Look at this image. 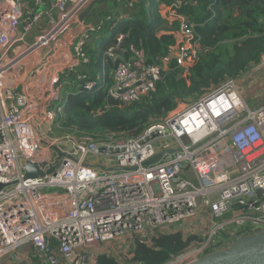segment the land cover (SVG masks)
Returning <instances> with one entry per match:
<instances>
[{
    "label": "built area",
    "instance_id": "2783aa9c",
    "mask_svg": "<svg viewBox=\"0 0 264 264\" xmlns=\"http://www.w3.org/2000/svg\"><path fill=\"white\" fill-rule=\"evenodd\" d=\"M93 1L0 0V263L91 264L90 250L123 262L119 255L135 241L175 232L202 238L210 222L208 240L166 263L189 264L206 254L217 230L234 225L213 223L234 206L244 211L232 218L246 219L237 226L249 227L239 236L264 232V101L249 107L236 80H225L134 138L95 142L54 135L66 88L84 81V91H96L85 47L98 27L87 24L88 17L80 20ZM125 1L134 7L135 0ZM187 4L177 0L161 8L178 24V44L155 62L133 45L121 49L123 35L107 49L103 62L114 65L107 92L113 101L137 102L172 64L186 68L196 58L194 24L176 12ZM167 150L178 151L143 165ZM26 163L45 175L25 178ZM51 166L54 172L46 174Z\"/></svg>",
    "mask_w": 264,
    "mask_h": 264
},
{
    "label": "trees",
    "instance_id": "16d2710c",
    "mask_svg": "<svg viewBox=\"0 0 264 264\" xmlns=\"http://www.w3.org/2000/svg\"><path fill=\"white\" fill-rule=\"evenodd\" d=\"M121 1L130 12L129 18L109 29L110 38L101 33L87 49L89 80L94 81L98 71L104 69L101 87L91 95L83 90L84 81L66 88L61 100L64 109L54 127L62 134L85 135L95 142H108L116 136L134 138L151 123L197 101L225 80H235L260 66V57L264 54V0H183L188 4L176 12L194 24L200 41L196 58L186 68L172 64L161 74L154 91L131 105H120L107 94L114 65L111 61L105 67L102 65L105 52L116 44L117 37L126 38L125 48L133 45L143 50L149 63L178 44L177 22L170 20L161 9V13L158 11V6L168 7L177 0H135L133 8L128 7V1ZM99 31L98 27L93 35ZM127 56L125 53L124 57ZM243 210L242 206H234L223 217L232 218L235 212ZM233 227L221 233L223 238ZM248 228L238 227L235 233L239 235ZM195 242H202V238L184 237L180 232L155 234L146 244L133 242L124 256L119 255L123 262L113 256L93 254L91 250L87 256L91 264H166ZM221 246V242L214 243L205 253Z\"/></svg>",
    "mask_w": 264,
    "mask_h": 264
},
{
    "label": "rangeland",
    "instance_id": "374dc122",
    "mask_svg": "<svg viewBox=\"0 0 264 264\" xmlns=\"http://www.w3.org/2000/svg\"><path fill=\"white\" fill-rule=\"evenodd\" d=\"M122 5H123V3L121 0H108L106 3L97 5L92 10L90 16L87 18V24H91V25H95V26L99 27L100 31L98 33H96L95 35H93L92 39L90 37L89 42L85 47V51H86V49L91 47L93 40L97 39L101 33L103 36L108 38L110 36L108 31L112 26H115L116 24H118L123 19L129 18L127 16L130 14V12L127 11L128 9H124V7ZM111 6H112V8H110ZM158 11L161 13V11L159 10V6H158ZM115 12H116V14H115ZM110 18L112 19V21H109ZM106 21H108V22L106 23ZM104 23H106L105 25L107 26L105 28H104V26H105ZM108 23H110V26ZM103 29H107V30L104 31ZM103 74H104V69H102V71H98V73H97V83L99 85L102 82ZM235 80L239 83V85H238V83H236L238 90L242 94L244 102L249 107L252 108V107H254V106H256V105H258L264 101V67L263 66L254 67V69L251 72H247L243 75L241 74L237 78H235ZM70 86H75V85L70 84ZM55 126L56 125L54 124L53 129ZM54 135L60 137V136H62V133L58 132L57 129H54ZM96 162L102 163V160H96ZM250 213L251 212H249V215H250ZM236 218H238V217L230 219L229 216H225V217L217 218V219L213 220L214 224H217L219 222L226 221V220L227 221L232 220L233 221L232 224H234V227L231 228L232 230L229 231L228 235H226L227 236L226 238H223V236L221 235V233L225 232V230L220 231V232H218V230H217L215 235H213L211 237V239L213 238L215 243L221 242L222 248L225 247L226 245H228L230 243V240H233L236 238V236L237 237L239 236V235H236V233H235V231L237 230V227H238L237 225H241L242 221H246V219L241 220V219H236ZM249 222H250V220H249ZM248 224L249 223H247V225ZM228 226H226L224 228H227ZM185 227H188V224L178 226V228H180V229H185ZM211 227H213V226L209 222L205 229L200 230V233L202 234L203 240H206V239L208 240L210 238L209 236L212 233ZM0 264H7V263L2 262Z\"/></svg>",
    "mask_w": 264,
    "mask_h": 264
},
{
    "label": "water",
    "instance_id": "95a60500",
    "mask_svg": "<svg viewBox=\"0 0 264 264\" xmlns=\"http://www.w3.org/2000/svg\"><path fill=\"white\" fill-rule=\"evenodd\" d=\"M108 0H95L89 4L83 14L80 16V20H84L90 16L92 10L99 4L106 3ZM126 38L122 41L120 48L125 47ZM35 134L39 138L42 144H47L45 140L39 137L38 131L35 129ZM178 150H167L158 152L156 155L148 159L143 165L150 166L157 164L166 154H174ZM57 156L60 158L64 156L59 150H55ZM56 166H51L46 174L54 172ZM117 171V169L113 170ZM38 166L31 163H26L24 169L25 178H37L44 176ZM4 185H0V189L4 188ZM114 259H117V255H112ZM189 264H264V232L256 234H243L227 246L221 249H216L196 259Z\"/></svg>",
    "mask_w": 264,
    "mask_h": 264
},
{
    "label": "clouds",
    "instance_id": "9594fccd",
    "mask_svg": "<svg viewBox=\"0 0 264 264\" xmlns=\"http://www.w3.org/2000/svg\"><path fill=\"white\" fill-rule=\"evenodd\" d=\"M162 8V6L160 5L159 6V9H161ZM108 38H110V36L108 37ZM125 39V38H124ZM104 60V59H103ZM102 65L105 67V65L106 64H104V62H102ZM103 76H104V74H103ZM101 85V84H100ZM101 86H99V84L97 83V79H96V85H95V88L97 89V88H100Z\"/></svg>",
    "mask_w": 264,
    "mask_h": 264
},
{
    "label": "crops",
    "instance_id": "0c3cea01",
    "mask_svg": "<svg viewBox=\"0 0 264 264\" xmlns=\"http://www.w3.org/2000/svg\"><path fill=\"white\" fill-rule=\"evenodd\" d=\"M238 83V82H237ZM238 85H239V83H238ZM194 226V225H193Z\"/></svg>",
    "mask_w": 264,
    "mask_h": 264
}]
</instances>
